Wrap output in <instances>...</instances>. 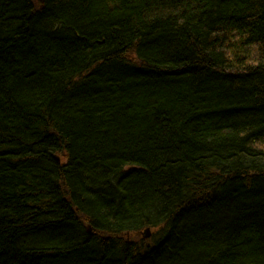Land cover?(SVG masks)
<instances>
[{"label": "trees", "instance_id": "obj_1", "mask_svg": "<svg viewBox=\"0 0 264 264\" xmlns=\"http://www.w3.org/2000/svg\"><path fill=\"white\" fill-rule=\"evenodd\" d=\"M0 264H264V0H0Z\"/></svg>", "mask_w": 264, "mask_h": 264}, {"label": "water", "instance_id": "obj_2", "mask_svg": "<svg viewBox=\"0 0 264 264\" xmlns=\"http://www.w3.org/2000/svg\"><path fill=\"white\" fill-rule=\"evenodd\" d=\"M143 233V237L147 238L148 236H150L151 230L150 228H146Z\"/></svg>", "mask_w": 264, "mask_h": 264}, {"label": "rangeland", "instance_id": "obj_3", "mask_svg": "<svg viewBox=\"0 0 264 264\" xmlns=\"http://www.w3.org/2000/svg\"><path fill=\"white\" fill-rule=\"evenodd\" d=\"M143 235V233L141 234V236Z\"/></svg>", "mask_w": 264, "mask_h": 264}]
</instances>
